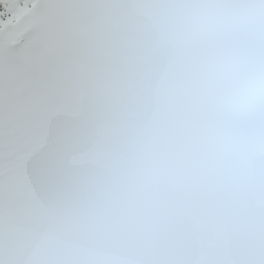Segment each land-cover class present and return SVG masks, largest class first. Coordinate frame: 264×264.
<instances>
[{"label": "snow or ice", "instance_id": "6c2138e0", "mask_svg": "<svg viewBox=\"0 0 264 264\" xmlns=\"http://www.w3.org/2000/svg\"><path fill=\"white\" fill-rule=\"evenodd\" d=\"M0 264H264V0H0Z\"/></svg>", "mask_w": 264, "mask_h": 264}]
</instances>
